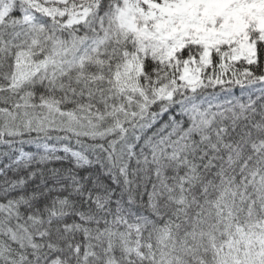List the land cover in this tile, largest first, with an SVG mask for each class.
Returning a JSON list of instances; mask_svg holds the SVG:
<instances>
[{"label":"snow or ice","instance_id":"6c2138e0","mask_svg":"<svg viewBox=\"0 0 264 264\" xmlns=\"http://www.w3.org/2000/svg\"><path fill=\"white\" fill-rule=\"evenodd\" d=\"M0 264H264V0H0Z\"/></svg>","mask_w":264,"mask_h":264}]
</instances>
